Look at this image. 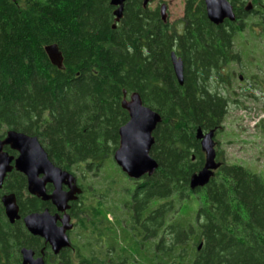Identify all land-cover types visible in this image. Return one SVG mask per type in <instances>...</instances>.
<instances>
[{"label":"trees","instance_id":"trees-1","mask_svg":"<svg viewBox=\"0 0 264 264\" xmlns=\"http://www.w3.org/2000/svg\"><path fill=\"white\" fill-rule=\"evenodd\" d=\"M114 11L110 0H0V138L8 131L36 137L50 162L70 173L103 163L129 119L123 92L136 93L162 119L150 150L158 168L148 191L135 193L138 213L145 200L158 202L159 255L173 259L159 264H264V174L228 165L216 149L219 169L205 187L189 188L204 165L197 130H224L228 103L208 84L210 69L232 54L234 31L226 35L198 16L186 32L194 36L175 40L142 0L125 2L115 28ZM48 46L59 50L62 70L48 60ZM172 52L183 63L181 87ZM8 180L0 190V264L12 255L11 228H23L4 216ZM32 201L27 211L35 212Z\"/></svg>","mask_w":264,"mask_h":264},{"label":"flooded vegetation","instance_id":"flooded-vegetation-1","mask_svg":"<svg viewBox=\"0 0 264 264\" xmlns=\"http://www.w3.org/2000/svg\"><path fill=\"white\" fill-rule=\"evenodd\" d=\"M224 1L230 7L233 21L224 18L221 24L213 25L208 20L203 0H184L181 15L174 21L179 26L174 27V32L170 33L175 40L184 36L193 37V34H187L186 32L191 23H196L198 16H203L213 26L220 27L226 35L234 31L232 38L230 37L232 54H230L228 62L210 69L211 73H214L210 79L220 80L221 82L217 88L219 91L209 90V93L217 94L227 103H230V95L234 94L231 90V81L237 80L241 84L247 83L248 93L245 94L244 98L264 102V91L261 92L263 95L261 97L250 93V90L254 92L255 89L264 88V0ZM161 6L166 8L165 17L168 25L169 13L166 4L157 2L154 10L161 20ZM245 32L250 35V40L258 45L259 52H262L258 56L257 64L253 66L259 73L263 74V77L258 79L253 76L251 85L250 78H244L242 75L236 76L237 72L240 70L245 71L248 68L240 65L242 40L238 39V36L242 38L241 36ZM176 57L181 59L177 55ZM222 77L225 79H222ZM4 138L5 134L0 140ZM214 142L215 148H218L219 143L216 137ZM3 151L10 157L17 158V153L11 151L8 147H5ZM7 151L11 153L9 154ZM103 163L89 161L80 164L71 173L68 172L74 177L76 188L80 191V194L75 196L76 199L68 203L69 209L65 212L69 217V225L62 224L61 220L65 214L59 213L50 201L43 202L41 199L28 194L27 179L24 175L12 169L5 176V179L9 178L12 195L15 191H18L20 200L18 203L16 201L20 219L13 224L7 222L12 227L15 226L16 222L23 227L11 228L13 243H11L12 255L9 258V264H23L22 250L30 253V261L41 260L43 264H159L160 262L173 261L172 258L160 257L159 255L158 202L145 200L144 212L138 213L136 211L138 204V201L135 200L136 190L143 187L144 190L148 191V182L153 175H146L139 180H133L129 179L116 166L124 176L123 182H120L107 175L108 172H103ZM13 165L12 162L11 166ZM101 172L104 173L102 176L100 175ZM12 176L15 178L11 180ZM41 177L39 176V178ZM18 179L21 181L20 187L16 185ZM153 188H155V185H152ZM53 190L54 187L51 184H46L45 191L47 195H50ZM62 191L67 192L68 187L63 185ZM32 199L36 200L38 204V210L35 212L27 211L28 204ZM44 212H47L51 217L58 218L55 226L57 229H64L69 247L55 253L50 244L43 238L28 233L23 225V219L31 214ZM68 227L70 229L67 230ZM18 229L21 231V236L19 240H16Z\"/></svg>","mask_w":264,"mask_h":264},{"label":"water","instance_id":"water-1","mask_svg":"<svg viewBox=\"0 0 264 264\" xmlns=\"http://www.w3.org/2000/svg\"><path fill=\"white\" fill-rule=\"evenodd\" d=\"M127 0H110V5L115 8L113 13L114 25L120 22L123 14L124 4ZM153 0H142V7L147 8ZM208 20L213 25H219L224 18L234 20L230 7L224 0H203ZM165 6H161V22L166 24ZM44 52L51 65L62 70V56L56 46L44 48ZM171 65L177 84L183 86V63L175 53L170 55ZM122 109L128 113V122L119 129V145L113 154V161L118 168L129 179L139 180L143 176H151L157 170V163L150 157V150L154 144L153 132L162 122L161 117L151 109L145 107L138 94L132 93L127 97L123 92ZM215 133L196 132V140L204 154V165L202 169L191 176L189 188L191 191L205 187L220 165L216 162ZM8 147L17 153V158L10 157L3 151ZM14 163L11 166V163ZM12 169L24 175L27 179V191L32 197L41 199L43 202L50 201L59 213L69 209L68 203L74 201L75 196L80 194L76 188L74 177L54 166L43 147L36 137L27 136L16 131H8L5 138L0 140V189L5 176ZM39 176H42L39 178ZM51 184L54 187L50 195L46 194L45 186ZM66 185L68 191H62ZM1 205L9 224L20 219L19 209L14 195L8 194L1 197ZM57 217H51L47 212L36 213L26 216L23 225L28 233L35 237L43 238L50 244L55 253L63 248L69 247L64 229L55 226ZM63 225H69V217L65 214L61 220ZM70 227V226H69ZM67 228L70 229V228ZM201 245L198 247L200 250ZM23 264H43L41 260L30 261V253L21 251Z\"/></svg>","mask_w":264,"mask_h":264},{"label":"rangeland","instance_id":"rangeland-1","mask_svg":"<svg viewBox=\"0 0 264 264\" xmlns=\"http://www.w3.org/2000/svg\"><path fill=\"white\" fill-rule=\"evenodd\" d=\"M157 2L166 4L169 13L168 30L173 33L174 27L179 26L174 21L181 15L184 0H154L148 6L149 9L154 10ZM241 37L238 36V39L242 40L240 65L248 68L245 71L240 70L236 76L242 75L244 78H250L251 85L253 76L258 79L263 77V74L259 73L253 66L257 64L258 56L262 52H259L258 45L250 40L248 33L245 32ZM222 79L225 78L222 77ZM219 83H221L220 80L212 79L209 81L208 89L219 91L217 89ZM231 84V90L234 94L230 95V103H228L227 114L223 122L224 130L216 136L219 147L215 149L221 152L223 162L228 165H240L254 173L264 174V127L261 123L264 121V102L244 98L245 94L248 93L247 83L241 84L237 80H232ZM263 91L264 88H258L254 92L250 90V93L261 97ZM103 172H108L107 175L116 181L123 182L124 180V176L117 169L112 157L104 161ZM103 172H101V176L104 174Z\"/></svg>","mask_w":264,"mask_h":264}]
</instances>
